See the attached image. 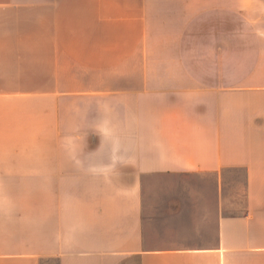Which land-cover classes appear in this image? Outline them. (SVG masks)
Instances as JSON below:
<instances>
[{
  "label": "crops",
  "instance_id": "0c3cea01",
  "mask_svg": "<svg viewBox=\"0 0 264 264\" xmlns=\"http://www.w3.org/2000/svg\"><path fill=\"white\" fill-rule=\"evenodd\" d=\"M0 264H264V0H0Z\"/></svg>",
  "mask_w": 264,
  "mask_h": 264
},
{
  "label": "rangeland",
  "instance_id": "374dc122",
  "mask_svg": "<svg viewBox=\"0 0 264 264\" xmlns=\"http://www.w3.org/2000/svg\"><path fill=\"white\" fill-rule=\"evenodd\" d=\"M184 177L189 178V179H191V178H192V179H195V178L199 179V178H201V176H193V175L184 176ZM184 177H167V178L170 179V180L175 181V180L184 179ZM167 178H166V179H167ZM175 182H176V181H175ZM202 188H203V187H202ZM237 189L239 190L240 193H242V190H241L240 184L237 185L236 190H237ZM241 199H242V196H241V194H240V195L237 197V199L235 200V203L241 201Z\"/></svg>",
  "mask_w": 264,
  "mask_h": 264
}]
</instances>
